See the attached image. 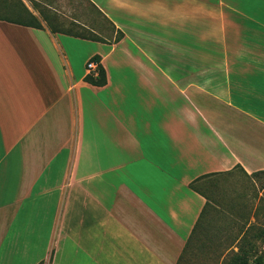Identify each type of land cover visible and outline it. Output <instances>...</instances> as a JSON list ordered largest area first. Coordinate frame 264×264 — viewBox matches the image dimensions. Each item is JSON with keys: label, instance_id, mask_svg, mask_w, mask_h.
Returning <instances> with one entry per match:
<instances>
[{"label": "crops", "instance_id": "1", "mask_svg": "<svg viewBox=\"0 0 264 264\" xmlns=\"http://www.w3.org/2000/svg\"><path fill=\"white\" fill-rule=\"evenodd\" d=\"M91 4L92 40L0 19V264H194L257 222L264 2Z\"/></svg>", "mask_w": 264, "mask_h": 264}, {"label": "rangeland", "instance_id": "2", "mask_svg": "<svg viewBox=\"0 0 264 264\" xmlns=\"http://www.w3.org/2000/svg\"><path fill=\"white\" fill-rule=\"evenodd\" d=\"M23 4L42 23L46 18L55 20V26L59 30H79L78 23L95 27L99 20L91 0H21ZM264 2V0H262ZM20 9V0H6L4 8ZM6 9L0 11V16L16 19L17 15ZM231 193H242L249 197V204L253 208L257 205V222L253 223V229L247 230V238L252 239L256 245V256H262L264 262V174L256 177H231ZM228 191V190H227ZM252 214L249 215L251 217ZM251 220V219H250ZM222 221V220H221ZM244 230H214L211 244L204 247L197 244L194 254V264H221L227 256V248L236 242ZM225 247V248H224ZM231 250H237L234 246ZM254 261V258H252ZM191 264V263H189Z\"/></svg>", "mask_w": 264, "mask_h": 264}, {"label": "trees", "instance_id": "3", "mask_svg": "<svg viewBox=\"0 0 264 264\" xmlns=\"http://www.w3.org/2000/svg\"><path fill=\"white\" fill-rule=\"evenodd\" d=\"M5 4H6V0H0V11L2 10L6 11V9H8L7 7L4 8ZM8 10H10L12 14L17 15L18 17H16V19H10L0 16V19L7 20L9 22L24 26L40 28V29L43 28L42 23L39 21V19L23 4V2H21V0H20V9L18 10L8 9ZM45 21L48 23V26L52 30V32L55 33L57 29L55 26V20L53 19L52 21L46 18ZM64 33L83 39H91V40L96 39L93 34L86 35V33L80 32L79 30L76 31L72 28L64 30ZM87 82L95 86H105L107 84V76L104 68L102 66L99 68V76L97 78L87 77ZM260 174H264V172L254 174L252 177H256ZM247 234H248L247 230L242 232V234L239 236L236 242L231 245V247L235 246L237 250H231V249L227 250V256L222 261L221 264H264L262 256L255 255L257 247L253 243L252 239L248 240ZM191 243L192 240L191 242H189V244H187L185 255L186 252L188 253V250L191 247L190 246ZM252 258H254V261ZM182 262H184V256L181 258L179 264H182Z\"/></svg>", "mask_w": 264, "mask_h": 264}, {"label": "built area", "instance_id": "4", "mask_svg": "<svg viewBox=\"0 0 264 264\" xmlns=\"http://www.w3.org/2000/svg\"><path fill=\"white\" fill-rule=\"evenodd\" d=\"M87 73L90 76L97 78L99 76V66L96 62H89L87 65Z\"/></svg>", "mask_w": 264, "mask_h": 264}]
</instances>
